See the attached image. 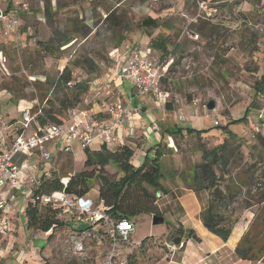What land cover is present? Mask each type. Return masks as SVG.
Here are the masks:
<instances>
[{
    "label": "rangeland",
    "instance_id": "374dc122",
    "mask_svg": "<svg viewBox=\"0 0 264 264\" xmlns=\"http://www.w3.org/2000/svg\"><path fill=\"white\" fill-rule=\"evenodd\" d=\"M197 1L25 0L18 12L16 31L8 37L0 35V118L8 121H14L25 109L36 115L46 100L53 99L64 67L71 71L72 85L88 83L85 97L92 105L97 99L91 93L94 81L102 90L112 91L114 87L106 76L117 67L116 53L124 54L127 46L143 51L148 40L158 34L172 40L171 58L166 61L161 84L171 108L165 118L173 123V130L181 126L196 131L163 136L149 152L157 136L156 125L151 122L145 128L144 140L142 135L132 140L136 144L131 159L134 168L142 164V154L150 157L155 149L163 153L162 184L170 191L157 202L161 222L154 224L152 214L145 212L132 218L135 229L130 242L122 247L126 264L180 262L174 255L176 233L184 238L193 235L195 241L187 246L199 244L203 256L222 242L233 247L243 229V234L249 229V239L264 260V205L257 202L259 191L250 177L251 172L258 176L259 172L253 171L255 165L264 168V119L259 118L264 111V82L259 81L264 72V0H247L249 10L242 9L245 0L206 1L208 8L217 10L210 13L199 10ZM248 21L261 29L248 25ZM207 26L205 33L198 30ZM193 33H198V39L190 37ZM118 100L123 102L121 96ZM210 100L215 103L213 109L206 107ZM134 114L136 121L142 120L140 113ZM50 146L51 159H39L37 170L45 166L55 176L69 177L90 169L84 164L83 150L73 155L62 153L56 143ZM220 146L229 153L230 164L225 173L218 165L212 166L216 186L222 193L226 187L233 190L230 207L223 213L240 217L226 241L202 225L207 191L174 188L188 178L202 150ZM103 173L116 180L123 175L115 164L106 165ZM97 182V177L90 181L86 194L94 201L98 200ZM31 191L29 183L24 192L0 195V264H103L108 244L102 239V224L86 227L88 222H83L81 229L61 226L51 237L26 227L25 207ZM4 223L6 229L1 228ZM170 248L175 249L172 254L167 251ZM196 259L197 255L191 256L184 263Z\"/></svg>",
    "mask_w": 264,
    "mask_h": 264
},
{
    "label": "trees",
    "instance_id": "16d2710c",
    "mask_svg": "<svg viewBox=\"0 0 264 264\" xmlns=\"http://www.w3.org/2000/svg\"><path fill=\"white\" fill-rule=\"evenodd\" d=\"M110 15V14H109ZM155 20L154 18H151ZM201 33L208 30V26L200 27ZM150 50L160 53V58L167 61L171 58L169 47L173 45L169 36L158 34L151 37L147 42ZM260 83L264 82V72L261 74ZM55 96L53 99L46 100V104L38 108L40 113L36 115V121L43 125L45 123L66 124L68 121V112L76 108L83 101L88 89L86 81H77L72 85L71 71L64 67L57 78ZM228 128V124L223 127ZM187 132H195L192 128H185ZM181 131L166 130L162 137L172 136L175 132ZM159 145V142L157 143ZM158 148V147H157ZM85 166L89 170H82L69 176L64 188L66 194L71 197L85 196L91 188L90 181L97 177V197L102 199V210L112 219L122 218L132 219L141 212L152 215H160L157 205L158 194H167L170 188L162 184L165 178L162 172L160 158L163 156L160 150L155 149L152 156L145 155L142 164L134 168L131 159L133 148L122 145L114 150L107 146H100L98 149L85 148ZM152 149H149L151 152ZM210 159V160H209ZM108 164H115L123 175L119 179H113L103 173V168ZM230 164L229 153L220 146L202 150L198 163L190 167V175L183 178V185L191 190H206L208 193V205L201 213L202 225L212 234L226 241L232 226L240 219L239 216L233 217L232 213L224 214L230 207L233 190L226 187L224 193L216 186L215 173L213 165H218L222 172L227 170ZM253 171H258V176L254 177L251 172L250 177L255 182V188L258 192L257 202L264 205V168L255 165ZM40 192L49 193L61 190L64 186L61 183L60 176L40 177ZM214 179V180H213ZM34 194V192L32 193ZM26 226L28 228L50 231L48 237L57 230L58 227L65 226L66 222H61L56 218V211L45 206L41 208L33 207L30 202L25 209ZM249 229L238 240L234 252L237 257L250 261H264L260 259V249H255L253 242L249 239ZM143 242V241H142ZM174 242L179 243V237L174 238Z\"/></svg>",
    "mask_w": 264,
    "mask_h": 264
},
{
    "label": "built area",
    "instance_id": "2783aa9c",
    "mask_svg": "<svg viewBox=\"0 0 264 264\" xmlns=\"http://www.w3.org/2000/svg\"><path fill=\"white\" fill-rule=\"evenodd\" d=\"M25 0H0V35L8 37L13 34L19 26L20 17L18 12ZM209 3H218L226 0H199V10L206 12H217L216 8H208ZM208 10V11H207ZM198 16L200 14H197ZM252 25L251 22H247ZM252 27L261 29L259 24ZM192 39H198V33L190 35ZM147 47V46H146ZM148 48V47H147ZM139 48L130 49L124 57L123 64L117 62V67L112 73L110 80L115 82L118 79H129L134 88V96L145 95L155 98L157 102H164L162 91V80L167 70V62L159 56L149 53L150 49ZM117 59L122 54H116ZM3 58V51L0 50V60ZM118 61V60H117ZM1 64H3L0 61ZM94 95H101V88L96 87ZM109 82L106 87H109ZM131 96V100L133 99ZM40 113L38 109L37 114ZM105 119L92 123L88 120V110H79L77 107L68 112V117L76 114L83 118L82 127H67L66 124L45 123L40 125L36 121V115H32L25 109L20 112L18 119L8 121L0 118V190L5 186L20 188L24 179L33 187L30 204L33 207L41 208L48 206L56 211V218L61 222H67L69 218L85 216L93 224L103 225V236L108 244V251L103 264H126L123 257L122 247L130 242V235L135 229L132 219L122 218L114 220L110 218L101 208L103 201H94L87 196L69 197L64 188L67 179L61 178L63 188L49 193L40 192L41 179L36 176L33 166L28 162L32 152L39 154L42 162L48 161L52 153L48 148L51 142L62 140L61 144L64 152L72 151V143L76 142L80 149L90 148L93 145L108 146L115 141V135L121 128L123 120L130 115L129 103L116 102L107 108ZM260 119H264V114H259ZM32 126V129H29ZM11 137V138H10ZM10 138V139H9ZM17 155L25 158L21 162H16ZM74 174V173H73ZM2 203V202H0ZM6 229V224L1 225ZM182 246V242L175 244V249ZM173 248L168 249L171 254Z\"/></svg>",
    "mask_w": 264,
    "mask_h": 264
},
{
    "label": "crops",
    "instance_id": "0c3cea01",
    "mask_svg": "<svg viewBox=\"0 0 264 264\" xmlns=\"http://www.w3.org/2000/svg\"><path fill=\"white\" fill-rule=\"evenodd\" d=\"M241 6H242V9H244V10H249V7H250L249 2L247 0L243 1L241 3ZM130 49H131V47L127 46L126 51H124V54H122V57L120 59H117L118 60L117 62L119 64H123L124 57ZM144 49H146V48L144 47ZM151 52L152 51L150 50L149 53H151ZM111 75L112 74L110 73L108 76H106L107 77L106 79L109 80ZM113 85H114V87H113L112 91L109 89L107 90V88L103 87V90H106L105 92H103V90L101 88V90H102L101 95L97 96L96 101H93L92 105L87 104L86 101H88V99H87V97H84L83 101L80 104H78V106H77V108L79 110H88V112H89L88 120L91 121L92 123H97L98 121L106 118L107 108L109 106L113 105L114 103L119 102L118 98H120V96H121L123 102L129 103L131 113L129 116H127L123 120L121 128H119L117 130L116 135H115V141L107 146L109 149L112 150V149H114V148L116 149L122 145H127V146L133 148V151H134V146H136V144L132 140L135 139L136 137H140L141 135H142L141 137H143L142 140H144V138H145L144 135L146 134L145 128L148 125V123L151 124V122L156 125L154 130H155V133L157 135L152 140V144L150 147L151 149L153 148V145L160 142V140L162 139V134L164 131L173 130L172 126H174V125L171 126V124H173V123L169 124L167 122L168 120H166V118H165V116L169 115L170 111H171L170 105L167 104L166 95L163 96L164 102L160 103V102H157L155 100V98H153L151 96L137 95V96L133 97L134 88H133L131 80H129V79H118L117 81H115L113 83ZM94 89H95V86H94V88L93 87L91 88V93H94ZM111 93H112V95L109 97L108 95ZM104 95H106V96H104ZM131 96L133 97L132 100H131ZM106 98H107V100H106ZM88 103H89V101H88ZM156 107L160 110L159 112H157L155 110ZM161 110L163 111V113ZM134 113H140L139 115L142 117V120L136 121ZM154 113L156 115H154ZM262 113H264V111ZM19 116L20 115L15 117L14 120L18 119ZM144 118H150V120L151 119L152 120L151 121L146 120V122H145L143 120ZM82 122H83V118L76 114L74 117H68V121L66 123V126L67 127H79L80 128V127H82V124H81ZM177 127L181 128V126H177ZM185 128H187V127H184V129L181 128V132H184L186 130ZM166 137L172 138V136H169V135H166ZM61 142H62V140L51 142L48 145L49 150L51 151L50 145H52L53 143H56V145L62 149V153H66V154L72 153L73 155H76L80 150H82L79 148V146L76 142H73L72 143V151L71 152H64ZM75 144H76V146H75ZM98 148H100V146H98V145H93L90 147V149H98ZM51 153H52V151H51ZM151 156H152V154L150 153V157ZM84 157H85V154H84ZM141 157H142L141 160L143 161L145 154H142ZM23 158H25V156L17 155L15 160H16V162L19 163L22 161ZM27 158H28V162L33 166V171L37 177L40 178V177L44 176L47 178V177H51L53 175L51 170L49 169V171H47L45 166H43L42 168H40L38 170L36 169L35 165L39 160V156L37 155L36 152H32V154ZM60 177L65 178L67 180L69 178V177H62V176H60ZM180 184L174 185V188L182 187V188H185L187 190H191V189L186 188L184 185H182V184L180 185ZM28 186H29L28 181L26 179H24L19 186L20 188H13L14 191L11 190L9 192L10 187L5 186L2 190H0V195L4 194V192H6V191L9 192L10 194H13L16 190H20V191L24 192L27 190ZM32 193H33V187H32V191H31V195L28 198L27 204L31 200ZM161 196H159L158 199ZM207 196H208V193H207ZM27 204H26V206H27ZM25 209H26V207H25ZM78 221H80V222H78ZM83 222H86V223L88 222V224L85 225L86 227L89 225H92L93 227L101 226V223L93 224L91 220L86 219V217L83 218L82 216L69 218L65 224L71 225L75 229H79V228L81 229L82 228L81 224H83ZM102 229H103V227H102ZM102 232H103V230H102ZM243 232H244V229H243L242 233L239 235V239L243 235ZM45 233H48V235H49L50 231L45 232ZM102 236H103V234H102ZM176 237H179L180 242H182V246L177 248L178 252L175 251V253H174V255L179 258L180 262L176 263L175 260L172 261L170 259L169 263H171V261H172V263H174V264H264V261H261V260L250 261V260L241 259V258L237 257L235 252H234V249H235V246H236L238 241L235 243V245L233 247L227 246V244H226L227 241L222 242L220 245L210 249V251L205 252V255L202 256L201 254L203 252L200 250L199 244L197 247H194L193 244L190 246H187V244L191 243V241H195L193 235H188V237L184 238V236L182 234L176 233L174 235V238H176ZM102 239H105L104 236ZM105 241H106V239H105ZM174 243L177 244L176 242H174ZM181 250H182V252L180 254L179 251H181ZM195 255H197L196 260L184 263L186 258L188 259L191 256H195ZM167 258H168V256H167Z\"/></svg>",
    "mask_w": 264,
    "mask_h": 264
},
{
    "label": "water",
    "instance_id": "95a60500",
    "mask_svg": "<svg viewBox=\"0 0 264 264\" xmlns=\"http://www.w3.org/2000/svg\"><path fill=\"white\" fill-rule=\"evenodd\" d=\"M206 107H207L208 109H213V108L215 107V103H214L212 100H210V101L207 103ZM158 196H159V194H158ZM161 221H162V217H160V216H158V215H152V222H153L154 224H156V223H158V222H161Z\"/></svg>",
    "mask_w": 264,
    "mask_h": 264
},
{
    "label": "bare ground",
    "instance_id": "6f19581e",
    "mask_svg": "<svg viewBox=\"0 0 264 264\" xmlns=\"http://www.w3.org/2000/svg\"><path fill=\"white\" fill-rule=\"evenodd\" d=\"M229 147V146H228ZM210 160V159H209Z\"/></svg>",
    "mask_w": 264,
    "mask_h": 264
}]
</instances>
